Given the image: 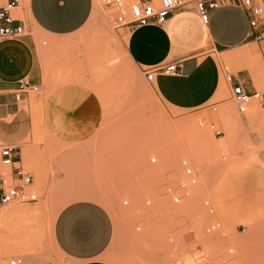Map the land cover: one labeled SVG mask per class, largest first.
<instances>
[{"label": "rangeland", "instance_id": "374dc122", "mask_svg": "<svg viewBox=\"0 0 264 264\" xmlns=\"http://www.w3.org/2000/svg\"><path fill=\"white\" fill-rule=\"evenodd\" d=\"M114 14L96 0L83 28L53 36L32 24L23 9L16 13L24 35L34 37L42 65L39 90L19 100L27 129L22 158L35 175L30 191L36 200L0 210L23 209L22 218L8 225L14 233L19 221L26 224V213L32 220L28 242L21 249L0 248V264L25 253L63 264L52 227L59 210L79 199L100 202L112 214L116 230L108 260L113 264H243V257L264 264L260 101L253 96L242 111L226 80L228 73L247 68L251 86L264 91V68H250L244 55L250 49L264 59V49L255 41L235 61L221 58L226 97L175 109L129 57L128 29L115 28ZM253 70L260 71L257 77ZM228 128L235 134L231 129L228 135ZM187 167L195 183L189 182ZM180 181L190 187L176 202L167 191Z\"/></svg>", "mask_w": 264, "mask_h": 264}, {"label": "crops", "instance_id": "0c3cea01", "mask_svg": "<svg viewBox=\"0 0 264 264\" xmlns=\"http://www.w3.org/2000/svg\"><path fill=\"white\" fill-rule=\"evenodd\" d=\"M28 20L53 36L79 31L90 20L94 0H25ZM129 35V57L143 71L160 62L179 63L178 73H158L156 93L175 109H195L220 98L226 86L221 74L223 57L237 54L255 42L249 33V15L236 0L211 12L204 23L194 10L173 11L168 21L146 26H124ZM221 55V57H220ZM222 58V60H221ZM42 65L32 35L0 39V142L20 145L26 135L25 116L17 98L21 86L40 81ZM253 92L252 71L235 74ZM225 84V85H224ZM223 89V90H222ZM25 133V134H23ZM115 221L100 202L79 199L64 205L55 217L52 238L63 264H113L108 260L115 237ZM23 264H56L40 253H25Z\"/></svg>", "mask_w": 264, "mask_h": 264}, {"label": "built area", "instance_id": "2783aa9c", "mask_svg": "<svg viewBox=\"0 0 264 264\" xmlns=\"http://www.w3.org/2000/svg\"><path fill=\"white\" fill-rule=\"evenodd\" d=\"M97 2L114 10L115 28H121L153 23L163 25L168 21L170 14L178 9L194 10L204 23H208L211 12L229 3V0H165L161 3L156 0H97ZM21 3L22 0H4L0 4V39L24 35L23 20L15 12ZM236 3L249 15L250 36L264 49V0H236ZM178 67L177 61L160 62L146 68L144 73L147 80L153 82L158 73L174 75L178 73ZM226 80L230 83L234 100L242 111L243 105L248 104L253 96L259 99L264 123V91H259L257 88H254L253 92L247 91L233 73H228ZM38 90V85L27 83L21 86L17 98L21 100L24 95H29L30 91ZM211 129L216 135L221 134V130L214 123L211 124ZM186 172L189 175V182L195 183L193 169L187 167ZM34 181L33 171L23 163L20 145L0 142V208L14 202L35 201L36 196L30 191ZM190 183L180 181L177 187H169L167 192L173 194L174 201L178 202L188 194ZM9 264H23V258L13 257Z\"/></svg>", "mask_w": 264, "mask_h": 264}, {"label": "bare ground", "instance_id": "6f19581e", "mask_svg": "<svg viewBox=\"0 0 264 264\" xmlns=\"http://www.w3.org/2000/svg\"><path fill=\"white\" fill-rule=\"evenodd\" d=\"M4 2V0H0V4H2ZM244 55H246V62H248V64L250 65L249 67L251 68V67H256V68H258V69H260L259 67L261 66V69H263L264 68V59H263V57H260V56H257L258 57V59H256L255 57H254V55H253V53H252V51L249 49L248 51L247 50H245L244 51ZM223 59L225 60V61H227V60H229L230 59V57L229 56H227V55H225L224 57H223ZM251 59L252 60H254V63L256 64V65H254L253 64V62L251 61ZM248 60H250V61H248ZM254 71V73H255V70H253ZM258 73H260V71H257L256 73H255V77H257L258 76ZM257 79V78H256ZM225 85V84H224ZM223 90V89H222ZM228 91H227V86H224V90H223V92H222V94H220V98H224V97H226V93H227ZM196 121H199V119H196ZM195 121V122H196ZM201 122V121H200ZM200 122H199V124H200ZM198 122H196V124H197ZM230 123V122H229ZM198 124V125H199ZM231 124V123H230ZM232 125V124H231ZM195 127V126H194ZM201 127V126H200ZM196 128V127H195ZM194 128V129H195ZM227 128V127H226ZM194 129H191V130H194ZM232 129V128H231ZM231 129H227V131H231ZM235 128H233L232 129V134L234 133L235 134V130H234ZM203 129H201V131H202ZM234 130V131H233ZM200 131V130H199ZM230 131L227 133L226 131V133L228 134V135H230ZM195 132H196V130H195ZM192 133V132H191ZM194 133V132H193ZM196 133H198V134H200L201 132H196ZM196 133H194V134H196ZM197 134V135H198ZM196 135V136H197ZM203 135V134H202ZM232 136H234V135H232ZM232 136H228V139L229 138H232ZM197 137H199L200 138V135L199 136H197ZM204 138V137H203ZM25 153V152H24ZM27 156H28V154H26ZM26 156V157H27ZM22 157H23V155H22ZM6 206V205H5ZM5 206H3V207H5ZM3 207H1L0 208V210L1 209H3ZM24 211H23V209L21 210V208H19L18 206H16V205H10V206H8L6 209H4L1 213H0V248H7L8 247V245L9 244H14V245H16V247L18 248V249H21V246L22 245H20V244H23V243H26V242H28V240L30 239V234H31V230H29L30 229V222L28 221V219L29 220H31V218H30V215H28L27 213H26V216H29V217H27L25 220H27V222H26V224H23L22 225V220L21 221H19V223L17 224L18 226H16V228L17 229H19V233L17 232V233H14V232H11V231H8V225L11 223V222H14L15 221V219L17 218V217H20V218H22L21 216H22V213H23ZM24 214V213H23ZM21 215V216H20ZM32 221V220H31ZM33 236V235H32ZM10 246V245H9ZM33 248H34V246H33ZM231 249L232 248H237V247H234V246H232V247H230ZM25 249V248H24ZM230 249V250H231ZM236 250H238V249H236ZM24 251V250H23ZM235 251V250H234ZM233 251V252H234ZM25 252V251H24ZM235 254V253H234ZM234 254H232V255H234ZM230 255V254H229ZM239 255H240V253H239ZM242 255V254H241ZM240 255V256H241ZM209 256V255H208ZM212 256V255H211ZM211 256H209L208 258H209V260H210V258H211ZM212 257H214V256H212ZM217 257V256H216ZM228 257V256H227ZM237 257V256H236ZM215 258V257H214ZM241 258V257H240ZM205 259V261H206V257L204 258ZM222 259V258H221ZM232 259V258H231ZM230 259V260H231ZM233 259H234V257H233ZM226 260V259H225ZM238 260V259H237ZM192 261V260H191ZM240 261V260H239ZM241 261H242V263L243 264H248L249 262L248 261H250L249 259H247V258H245V257H243L242 259H241ZM208 262V261H207ZM234 262V261H233ZM3 263V262H2ZM200 263V262H199ZM203 263H205L204 261H203ZM214 262H212V264H213ZM218 263V262H217ZM230 263V262H229ZM239 263V262H238ZM59 264V263H58ZM219 264H221V262H219ZM250 264V263H249Z\"/></svg>", "mask_w": 264, "mask_h": 264}]
</instances>
